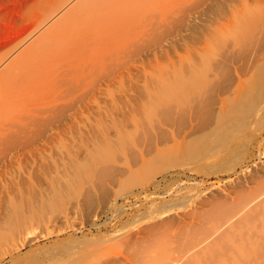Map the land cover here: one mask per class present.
Segmentation results:
<instances>
[{"label": "rangeland", "instance_id": "374dc122", "mask_svg": "<svg viewBox=\"0 0 264 264\" xmlns=\"http://www.w3.org/2000/svg\"><path fill=\"white\" fill-rule=\"evenodd\" d=\"M81 1L0 0V75L4 76L8 66H12L17 58V62L21 61L32 45L35 49L39 43L45 42L44 39L53 38L56 32H60L66 15ZM175 1L182 2L166 0L168 8L170 3L177 5V2L173 3ZM160 2L156 1L158 9L164 11L162 6L167 3ZM197 2L205 7L198 3L200 8L195 9V15L194 10H187L185 14H192L184 15L186 21L180 18L185 21L177 22L180 27L176 22L169 24L172 30L166 25L167 32L163 26V33L159 34L160 29L152 34L151 39L150 36L142 37L146 38L144 41L140 37L141 32H145L144 28L155 17H160V13L156 14L157 6L148 4L143 7L146 10H140L142 13L137 11L128 17L123 16L126 22H134L132 26L124 25L123 19L120 20L122 23L117 19L120 27H116V20L117 24H109L108 30L105 26L98 28L93 34L99 36L100 33L99 39L92 35V40H96L92 42L86 38L87 41L83 42L86 47L77 44L81 47L77 48L80 49L79 54L74 55L76 46L66 49L67 54L62 50V56L61 52L54 57L49 54L48 59L52 61L47 59L43 66L49 63L48 66L30 74L27 81L30 85L27 82L14 83L20 91L13 94V100L20 94L16 99L19 103L14 100L13 107L10 105L8 112H4L5 116L2 117L3 114L0 118V264H102V258L108 257L105 254L110 255L108 250L114 256L110 255V258L119 260L121 253L125 255L124 248H128L119 240L126 243L124 234L127 236L129 231L140 236L143 234L138 230L142 232L144 228L155 226L161 230L162 236L166 235L163 237L170 244L173 232H178L188 223H198L201 213L210 210L212 205L213 209L218 201L233 204L242 195L253 198L264 191V102L258 114L246 119L244 127L227 139L213 137L206 152L179 162L185 164L178 167L165 166L162 170L156 167L158 169L150 168L153 170L150 171L142 163L156 158L153 153L155 144L150 147L147 142L144 146L143 142L142 145L136 143L138 149L134 146L127 148L129 141L128 146L125 143L121 145L120 136L133 131L135 121L141 117L140 106L150 93L157 91V87L167 79L175 81V76L181 77L184 73L182 77H189L188 68L194 70L197 69L194 65H205L207 58L218 54L220 45L223 47L232 42L242 29L255 28L260 39H256L251 49L240 54L239 65L246 71L248 69L245 71L247 74L240 77L248 81L251 74L249 64H253H250L253 68L255 64L264 63V34H261L264 33V27H261L264 23V0ZM148 11L153 20H150ZM140 14L146 15L144 19ZM140 18L144 21L140 22ZM143 22L145 25L147 22V26ZM99 29L107 31V35ZM136 29L140 31L138 38L135 36H138V31L135 35L133 33ZM209 31H214L211 34L216 35L218 43L213 36L216 44L207 43L206 39L211 40ZM135 41L141 43L138 45H142L141 52L134 45L131 55ZM127 42L132 48H127ZM205 44L209 46L205 47ZM233 54L235 58L237 54ZM54 58L59 59L54 61ZM213 59L210 57L207 61L213 63ZM234 78L237 79L236 76ZM14 85L12 89H16ZM26 90L27 95L24 93ZM230 96L233 97L227 94L220 98L216 94L211 111L218 112L222 106L219 103L221 99ZM14 103L18 105L14 106ZM187 122L190 124L188 129L193 124L196 129L202 123L199 120L191 123L189 118ZM148 149H152V153ZM106 157H109L108 161ZM95 158L97 161L94 162ZM161 158L156 162L165 159L162 163H169L168 159ZM80 164V168L84 164L82 170L86 169L84 171L90 178L82 170V174L76 176L79 172L76 168ZM101 171L110 173L105 172L103 181ZM195 212L201 218L190 220L189 215ZM21 220L28 221L21 229L25 231L23 235L17 229L23 224ZM164 231L172 234L167 236ZM10 232L18 233L16 237L13 235L15 239L10 238ZM115 247H119L118 252H114L118 257L112 252ZM120 260L125 262V259Z\"/></svg>", "mask_w": 264, "mask_h": 264}, {"label": "bare ground", "instance_id": "6f19581e", "mask_svg": "<svg viewBox=\"0 0 264 264\" xmlns=\"http://www.w3.org/2000/svg\"><path fill=\"white\" fill-rule=\"evenodd\" d=\"M156 1L158 2V0H82L66 15L65 23L63 24L61 31L56 32L57 35L53 33V35L55 34L53 38L51 37L48 40L44 39L45 40L44 43L42 41H41L42 43H39L38 41L40 45L36 47L35 49L33 48V45L32 47L30 46L33 50L29 49L28 52L26 51L27 53L25 56H23L22 59H20L21 61L17 62V59L19 60V58H17L15 60L16 62H14L13 65L11 63L12 66L10 65L8 66L10 69L9 68H7L8 70L6 69L7 71L4 73V76L0 75L1 77L0 79L1 81L0 82V118L3 114L4 115L2 117H4L5 113L8 112L6 110L10 109V107H13L12 106L13 101L19 98L20 94L17 95V98L16 99L14 98L13 100V97H15L13 94H15V92L16 94H18L19 93L18 91H20L19 87L18 88L16 87L17 83L27 82L28 80H30V74L32 72L35 73L34 71L38 70L39 68L48 66L49 63L46 66H43V64L45 65L49 60L50 62L52 61L51 58L48 59V57L52 56L51 54H53V57H54L55 54L59 55L62 50H63L62 52H64L66 51V49H69L71 47L75 48L74 46H76L75 48L76 52L73 51L75 55L76 53L80 52L79 51L80 49L77 50L78 47L81 48L79 45L77 46L78 43L86 47L85 44L83 43L85 42L86 38H88L89 41H92V42L96 40L97 37L99 39L100 33H99V36L97 34H93L94 31H96V29L102 28L105 26V29L108 30L109 28L108 25L109 24L116 25L117 23L115 24V21L117 19L119 20L120 23H122L121 21H123L124 23L126 17L124 18L123 16L125 15L130 16L132 15L131 13H136L137 11H140L141 9H143L144 6L146 7V5L148 4L150 5L151 3L157 6V4L159 3H156ZM159 1L166 2V0H159ZM168 1L169 0H167V2ZM181 1L182 2L178 1L179 5L177 1L173 2V3L177 2V5L174 4V6H172L173 4L170 3L171 6L169 8H168L169 4L166 2L167 3L166 6L168 9L166 8V6L165 7L162 6L164 11L162 10L160 11L158 9L159 5L155 7L157 8L155 9L157 10V13L156 11L155 13L157 15L158 13H160V17L157 18L159 16L158 15L157 17H155L156 19L154 20L152 19L153 17L151 16V13L152 11H154V9L150 7L152 11L149 8L148 10H150L151 13L149 11L148 12L150 13L149 16H151L150 20L152 19L153 21L151 22V24L148 23V26H147V22H146V25H145V22H143L144 25L147 26V28L145 26L144 27L146 29L143 27L145 32L143 33L141 32L142 34V36H140L141 39L142 37L147 38L148 36H150V39H151L152 34L156 33L163 26L165 28L166 25H169L175 22L177 24V22L183 21L182 19L180 20V18H183L184 15L185 17L190 16L192 14L190 13L192 10H194V15H195V9L197 7L200 8V6H197V4L199 3L197 2V0H181ZM165 2L163 4H165ZM152 4H151L152 7L155 6ZM199 4L202 5L201 3ZM208 7H211V6H208ZM202 9H206V8H201V10ZM143 10H146V9H143ZM187 10H190V12L188 11L190 14L186 13V14H189L188 16H186L185 14ZM144 13L146 14V11ZM137 16L138 15H136V18ZM141 16L143 18L146 15L145 16L141 15ZM262 18L263 16H261V20ZM137 19H139V16ZM143 19H141L140 22L144 21ZM183 19L185 20V18ZM118 20L116 22H118ZM185 21H183V23ZM119 22L116 27H120ZM128 22H132V21H128ZM128 22L125 21L124 25L127 24ZM133 23H128V24L132 26ZM263 24H261V27H264ZM178 25H181V24H177V26ZM167 27L170 28L171 25ZM167 27L165 28L164 31L168 29ZM246 27H248V25ZM116 29H119V28H116ZM138 30L139 29H136V31L133 32L134 35L136 34ZM171 30H172V27H171ZM101 31L105 33V30H101ZM161 31L162 29L158 31L159 34L163 33ZM113 32L115 33V31H112V33ZM257 32L258 31L253 27H251L250 29H246V30L242 29L241 33L239 32V35L237 33L236 34L237 36L235 35L236 37L234 36L235 38L233 37L234 39L233 40L231 39L232 40V42H230L232 43L231 46H230V43L226 42V44L228 43L230 47L227 46L228 44L226 45L227 47L226 46L222 47V45H220L221 50H219L220 48L218 49V54L215 52L216 53V56L214 55L215 57H213V54L212 56H210L209 55L210 51L204 48L206 50L205 52L209 53V54L205 53V55L206 54L207 56L209 55L212 59L216 58L215 60L213 59L215 62L211 63V60H209L208 62L207 60L210 58L209 57L206 60V64L204 63L205 65H203V63L200 61V63L203 66L200 67L198 66L197 63H195L197 65L196 66L194 65V67L197 69L192 70L191 68H188L189 70L187 71L188 73L187 76L189 77H182L186 74L184 73V75L182 76L180 75L181 77L175 76V78H177V80L173 79L175 81L171 82L167 79V81L160 84L157 87L158 89H156L157 91L150 93L146 101L143 104H141L140 106L141 117H139L135 121L133 131L127 132L124 135L120 136L119 139L121 140V143H122L121 145L124 146V143H125L128 146L129 142H131L132 146H131V143L128 147L126 145L125 146L127 148L129 147L132 148L133 146L135 147L136 143L142 145V142H143L142 146H144L145 144L144 142H147V144L150 147L154 146L155 144L156 148L154 147V151H153V153L155 152L154 157L156 158L155 159L153 158L155 161L153 159L151 160V158L149 157L151 161L144 160L142 164H143V167H149V169L152 168L153 170H156L158 169L156 167H159V170L160 168L162 170V168L163 167L165 168V166L172 168V167H178L180 165H184L185 163L180 164L179 162L185 161L187 159L191 160V158H193L197 154L200 155L201 153L206 152L211 147V140L213 137L215 138L223 137L227 139L234 132L238 131V129H241L240 127H244V123L246 119L253 115L258 114V112L261 111V108H262L261 104L264 102V63L259 64L256 61L258 65L255 64V67L253 68L251 67V65L253 64L251 63H250L251 65L249 64L250 66L249 68H251L250 69L251 74L252 73L253 74L252 75L249 74L250 79L248 81H245L240 77L242 75H246L247 74L246 72L248 71V69L246 71V68L244 66H240L241 64L239 65L238 63V58L240 59V54H242V52L248 49H251L256 39H260V38H257V35L259 34V33L257 34ZM107 33L108 32L106 31L105 34L107 35ZM137 33H138V36L137 34L135 36L138 38L140 31H138ZM208 33H209L208 35L209 38H211L212 40L213 34L211 33H214V31L213 32L211 31V33L209 31ZM206 34L207 33H205V35ZM210 34H211V37H210ZM261 34H264V33H261ZM92 35H95L96 37L95 39L93 38V40H92V37H90ZM134 35L132 34V36ZM197 36H198L197 38L199 39V35ZM146 38H143L142 40ZM214 38H215L214 41H216V37ZM154 39H156V37ZM133 40L134 39H132V41ZM156 40L158 41V37ZM206 40L209 41L207 43H210V42L214 43L213 40L212 41L210 39L209 40L206 39ZM137 41L139 40L137 39ZM204 42L205 41H203L202 44H204ZM128 43L129 42H127V44ZM216 43L218 42L216 41ZM139 44L141 43H136V41L134 44H132L134 48L131 49L132 51L129 50L130 54L131 52L133 53L135 49L134 45H136L137 51H139L140 49L139 52H141L142 45H140L139 47L138 46ZM219 44H217L218 47H220ZM129 45L130 43L128 44V47L125 46V48L126 47L132 48V45L131 46ZM207 46L209 45L205 44V47ZM208 48H211V47H208ZM72 50L70 53H72ZM123 50L121 51L125 52ZM62 52H61V56H62ZM67 52L68 51H66L64 54H67ZM201 52H203L202 49H201ZM81 53H83V49L81 50ZM126 53L127 52H125V54ZM233 53H235V55L237 54L236 56L237 59L236 57L234 58L232 56ZM49 54L50 56H48ZM135 54L138 55L140 53L136 52ZM202 56H204V54ZM59 58H62V57H59ZM47 59L48 61L46 62ZM56 59L54 58V61H56ZM63 59H65L64 56H63ZM202 61L205 62V60H202ZM192 62L193 61H191V63ZM194 62H197V61H194ZM198 67L201 69H199ZM190 69H191V72H189ZM41 70L42 69H40V71ZM36 73H38V71H36ZM234 76H236L237 79H235ZM14 83H16V85H14ZM27 83L29 84V82ZM12 85L15 86L14 88H16L17 91L16 89H12L13 88ZM23 91L24 90L22 89L21 97L24 96ZM28 91L26 90V92H24L26 93L25 95H27ZM216 94H219L220 98H221V95H227V94H231L233 95V97L231 98L230 96V97L221 99L219 103L222 106L220 107V110L215 113V111H211L210 107L211 106L213 107L214 105L213 103H214V98ZM18 103L17 104L14 103L13 105L14 106L15 104L18 105ZM188 118H189V121H191V123L196 120H199L200 123L201 122L202 123L198 125L199 127L196 129H195L196 126L193 127L194 124L193 125L191 124L192 128L188 129L190 125L187 122ZM236 127H239V128H236ZM137 146L135 148L138 149ZM124 148L125 147H123L122 149ZM152 149L151 150L148 149L150 153H152ZM100 153H98V155H100ZM100 156L98 157L101 158ZM157 157L166 158L168 159L169 163H166L167 165L163 164L162 162L165 159L163 160L162 158H161L162 161L160 160V163H158L156 162V159H158ZM106 158L105 159L108 161L109 157H106ZM99 160L100 161L98 162L100 164L101 159ZM106 160L104 162L107 163ZM95 161H97L96 158L94 162ZM83 165H82V168H83ZM90 165H92V163ZM80 167H81V164L80 166L76 168L77 169L76 171H79L78 173L75 172L76 176L77 174L79 175V173L82 170V168ZM145 169L146 168H144V170ZM152 169H150V171H153ZM84 170L82 171L85 173ZM99 170H102V169H99ZM105 172L104 173L102 172L103 175L100 176L101 181H103V176H105L109 171L107 173ZM156 172L154 171L153 173H156ZM81 174L82 173H80V175ZM108 174L110 175V173ZM94 175H96V173H94ZM79 177H82V176H79ZM91 182L94 183V181H91ZM101 183L100 185L103 186V183L102 184ZM104 192L106 193V191ZM218 203L216 205L214 204L213 209H212L213 207L212 205V207L210 206L211 207L210 210L205 211V212L203 211L204 213L202 212L203 214L201 213L200 215L202 218L198 216L196 212L189 215L190 220H197V218H201V220H199L200 222L198 221L197 223L196 221V224L195 222H191V224L188 223L187 226L181 227L180 230H178V232L176 231L177 233L173 232L175 234L168 232V234L169 233L172 234V238H170L172 240L171 242L172 244L171 243L169 244L167 242L168 240L166 241V239L164 238L166 235L165 236L163 235L164 236L163 237L162 236L163 233H161V230L160 231L157 230V227L155 228V226L144 228L143 231L141 230L142 232H139L140 230H138L139 234L140 233L143 234L140 236L139 235L137 236V234L134 235L133 232L129 231L127 234V236H129L128 238L125 235L126 234L125 233L124 234V238L126 237L125 240H123L124 238L123 239L121 237L120 238L121 240L126 241V243H123L122 241L119 240V243L121 242L122 246L123 245L125 246L126 244L128 245V248L126 247L124 248L126 252L123 251L125 255H123L122 253L120 255V251H119L118 253L120 255L119 260L118 258L112 259L114 256L112 257L113 254L110 252L111 250L110 251L108 250L112 258H110V255L105 254L109 258L106 256L103 257L102 258L103 262L101 263L102 264H264V191L254 196L253 198L242 195L239 198V200L233 204H229V203L227 204V202L223 203V201H221V203L220 201H218ZM20 222H23V220H21ZM24 222L22 225L18 223L20 224L21 228L19 225L18 226L16 225L18 231L21 230L22 227L25 225ZM13 228L15 231L16 227H13ZM17 229L15 232H17ZM11 232H10V238L15 239L18 233H14L15 234L14 235ZM21 232L23 235L24 234L23 232L25 231L21 230ZM130 233L133 234V236L129 235ZM165 234H167V231L165 232ZM13 235L15 237H13ZM6 236H7L6 238H8L9 235L7 234ZM162 237L163 239H161ZM169 237H171V235H169ZM174 242L177 245H175ZM116 244L118 245V243ZM121 247L119 250L122 249ZM115 248H116L115 251H112L113 253L118 250L117 247ZM99 254L100 253H98V255ZM114 254L116 255V257H118L116 253ZM120 259H125V262H123Z\"/></svg>", "mask_w": 264, "mask_h": 264}]
</instances>
